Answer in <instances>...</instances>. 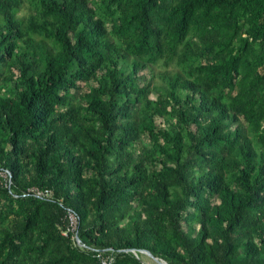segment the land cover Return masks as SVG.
<instances>
[{
    "label": "trees",
    "instance_id": "trees-1",
    "mask_svg": "<svg viewBox=\"0 0 264 264\" xmlns=\"http://www.w3.org/2000/svg\"><path fill=\"white\" fill-rule=\"evenodd\" d=\"M2 172L0 264H264V0H0Z\"/></svg>",
    "mask_w": 264,
    "mask_h": 264
},
{
    "label": "built area",
    "instance_id": "built-area-1",
    "mask_svg": "<svg viewBox=\"0 0 264 264\" xmlns=\"http://www.w3.org/2000/svg\"><path fill=\"white\" fill-rule=\"evenodd\" d=\"M33 195L36 196V197H40V198H41L42 196H45V197H48V198L50 197V196H49L50 193H49L48 191H46L45 193H41V192H39V191H37V190H34V191H33ZM67 213H68L67 217H68V220H69L68 231H71V232L73 233L72 238L74 239V241H75L78 245L81 246L80 241H79L78 236H77V232H76V227H77V223H78V218H77V216H76L74 213H72L71 211H68ZM63 234H66V232H64ZM102 264H108V263L103 262Z\"/></svg>",
    "mask_w": 264,
    "mask_h": 264
},
{
    "label": "rangeland",
    "instance_id": "rangeland-1",
    "mask_svg": "<svg viewBox=\"0 0 264 264\" xmlns=\"http://www.w3.org/2000/svg\"><path fill=\"white\" fill-rule=\"evenodd\" d=\"M178 69V70H180V67H170L169 69ZM162 69H164V67H163V65L162 64H160V65H158V66H156L155 67V70H162ZM0 176L2 177V178H5V174L2 172V173H0ZM141 260H142V262L144 263V264H158L156 261H154L151 257H149L148 255H144V254H142V256H141Z\"/></svg>",
    "mask_w": 264,
    "mask_h": 264
},
{
    "label": "water",
    "instance_id": "water-1",
    "mask_svg": "<svg viewBox=\"0 0 264 264\" xmlns=\"http://www.w3.org/2000/svg\"><path fill=\"white\" fill-rule=\"evenodd\" d=\"M133 253H136L134 250H131ZM139 253L144 254V255H148L149 257H151L154 261H156L158 264H167L165 261L158 259L156 257H154L153 255H151L148 251L146 250H138Z\"/></svg>",
    "mask_w": 264,
    "mask_h": 264
}]
</instances>
